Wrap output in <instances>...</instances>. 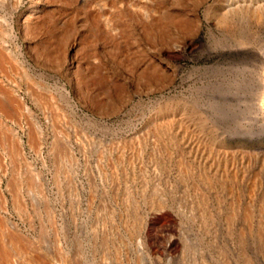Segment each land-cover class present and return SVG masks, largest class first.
<instances>
[{
	"label": "rangeland",
	"instance_id": "374dc122",
	"mask_svg": "<svg viewBox=\"0 0 264 264\" xmlns=\"http://www.w3.org/2000/svg\"><path fill=\"white\" fill-rule=\"evenodd\" d=\"M215 1L0 0V264H264V9Z\"/></svg>",
	"mask_w": 264,
	"mask_h": 264
},
{
	"label": "bare ground",
	"instance_id": "6f19581e",
	"mask_svg": "<svg viewBox=\"0 0 264 264\" xmlns=\"http://www.w3.org/2000/svg\"><path fill=\"white\" fill-rule=\"evenodd\" d=\"M202 1V0H201ZM216 2V4H215V6H214V8L212 9V11L213 10H217L214 14H215V16H219V18H221V21L223 20V21H225V19H227L228 17H232V16H234L235 15V13H236V11L237 10H239L240 8L239 7H243V6H246V7H252V9H260L261 7H263V8H261V9H264V3L263 4H255L254 6H249V5H245V4H238V3H236V2H234L233 0H217V1H215ZM214 2V3H215ZM37 3V2H36ZM240 3V2H239ZM213 4V3H212ZM247 4V3H246ZM39 5H40V3H39ZM34 6H36V5H34ZM261 6V7H260ZM140 10V9H139ZM208 10H211V9H208ZM246 10V9H245ZM143 11H145V10H143ZM150 11V10H149ZM206 11V10H205ZM204 11V12H205ZM25 12V11H24ZM147 12V11H146ZM153 11H151L150 13H152ZM207 12V11H206ZM249 12V11H248ZM156 13V12H155ZM154 13V14H155ZM251 13V12H250ZM24 14V13H23ZM207 14V13H206ZM183 15V14H182ZM212 15V14H211ZM210 15V16H211ZM252 15H254V14H252ZM28 16V14L26 13V16L24 15L23 16V22H22V24L23 23H26V17ZM131 16V15H130ZM179 16V18H180V15H178ZM196 16V15H195ZM111 17V16H110ZM177 17V16H176ZM264 17V16H263ZM240 18V17H239ZM242 18H243V16H242ZM120 19V18H119ZM190 19V18H189ZM218 20V19H217ZM230 20V19H229ZM116 21V20H115ZM122 21V20H121ZM127 21V20H126ZM177 21V20H176ZM222 21V22H223ZM28 22V21H27ZM105 22V21H104ZM107 22V21H106ZM109 23V22H108ZM108 23L106 24V27H107V25H108ZM187 23V22H186ZM185 23V24H186ZM214 23V22H213ZM105 24V23H104ZM177 25H178V22L176 23ZM226 24V23H225ZM21 25V24H20ZM26 25V24H25ZM111 25V24H110ZM119 25V24H118ZM149 25V24H148ZM180 25V24H179ZM214 25V24H213ZM143 26V25H142ZM153 26V25H152ZM23 28L25 27V26H22ZM108 27H109V25H108ZM181 27V26H180ZM231 27V26H230ZM113 28V27H112ZM173 29V28H172ZM181 29V28H180ZM224 29V28H223ZM22 30V29H21ZM106 30V29H105ZM170 30V29H169ZM107 31H108V29H107ZM191 31V30H190ZM264 31V30H263ZM180 32H182L181 30H180ZM189 32V31H188ZM251 33V32H250ZM106 34V33H105ZM111 34V33H110ZM116 34V33H115ZM121 34V33H120ZM171 35V34H170ZM194 35V34H193ZM103 37H105V36H103ZM165 37V36H164ZM167 37V36H166ZM196 37V36H195ZM116 38V37H115ZM212 38V37H211ZM234 38V37H233ZM252 39V38H251ZM239 40V39H238ZM242 40V39H241ZM253 40V39H252ZM166 42V41H165ZM113 43V42H112ZM237 43V42H236ZM115 44V43H114ZM243 44V43H242ZM241 44V45H242ZM240 45V48L242 47ZM244 45V44H243ZM261 45V44H260ZM263 45V44H262ZM115 46V45H114ZM252 46V45H251ZM146 47V46H145ZM216 47V46H215ZM236 48L235 49H237V51H238V47L237 46H235ZM256 47V46H255ZM260 46H258V47H256V48H259ZM110 48V47H109ZM115 48V47H114ZM148 48H149V46H148ZM242 48H244V46L242 47ZM249 47H247V49H248ZM152 49V48H151ZM213 49V48H212ZM247 49H246V53H247ZM253 49H254V47H253ZM262 49V48H261ZM117 50H119V49H117ZM221 50V49H220ZM249 50H252V47H251V49H249ZM236 51V50H235ZM234 51V52H235ZM253 52L255 51V50H252ZM251 51V52H252ZM222 52V51H221ZM241 52V51H240ZM257 52V54L260 52V50L259 51H256ZM122 53V52H121ZM260 53H262V52H260ZM245 54V53H244ZM254 54V53H253ZM222 55V54H221ZM224 55V54H223ZM241 55V54H240ZM255 55V54H254ZM264 55V54H263ZM220 56V55H219ZM236 56H237V54H236ZM260 56V55H259ZM128 57V56H127ZM234 57V56H233ZM242 57H243V55H242ZM247 57V56H246ZM245 57V58H246ZM251 57V56H250ZM254 57H256V56H254ZM261 57V56H260ZM116 58V57H115ZM237 58L238 57H236V61H237ZM241 58V57H240ZM231 59H233L232 58V56H231V58H230V61H231ZM242 59H244V58H242ZM242 59H240V60H242ZM112 60V59H111ZM247 60V59H246ZM234 61V60H233ZM258 61V60H257ZM126 62V61H125ZM227 62H228V60H227ZM232 62V61H231ZM256 62V61H255ZM259 62V61H258ZM127 63V62H126ZM218 63V62H217ZM216 63V64H217ZM224 63H226V62H224ZM238 63V62H237ZM242 63V62H241ZM241 63H239V64H241ZM125 64V63H124ZM223 64V63H222ZM233 64V63H232ZM235 64V63H234ZM221 65V64H220ZM219 65V66H220ZM229 65V64H228ZM246 65V64H245ZM126 66V65H125ZM214 66V65H213ZM218 66V65H217ZM254 66V65H253ZM224 66H222V68H223ZM244 67V66H243ZM250 67H252V66H250ZM249 67V68H250ZM216 68V67H215ZM220 68H221V66H220ZM221 68V69H222ZM232 68H233V66H232ZM232 68H230L231 69V71H232ZM235 68V67H234ZM238 68V67H237ZM240 68V67H239ZM245 68H246V66H245ZM257 68V67H256ZM148 69V68H147ZM236 69V68H235ZM235 69H233V70H235ZM252 69H253V67H252ZM255 69V68H254ZM223 70V69H222ZM249 70V69H248ZM121 71V70H120ZM210 71V70H209ZM215 71V70H214ZM221 71V70H220ZM229 71V70H228ZM227 71V72H228ZM251 71V70H250ZM122 72V71H121ZM217 72H218V70H217ZM222 72V71H221ZM239 72H237V74H238ZM244 73V72H243ZM247 73V72H246ZM250 73V72H249ZM252 74V73H251ZM254 74V73H253ZM242 75V74H241ZM250 75V74H249ZM235 77V76H234ZM240 77V76H239ZM226 78V77H225ZM252 78V77H251ZM227 79V78H226ZM240 80V79H239ZM252 80V79H251ZM242 81V80H241ZM244 81V80H243ZM242 81V82H243ZM247 81V80H246ZM258 81V80H257ZM256 81V82H257ZM240 83V82H239ZM243 84V83H242ZM248 84V83H247ZM246 84V85H247ZM225 85V84H224ZM235 85H236V83H235ZM245 85V84H244ZM258 85V84H257ZM256 85V86H257ZM241 86H243V85H241ZM250 86V85H249ZM229 87V86H228ZM233 87V86H232ZM205 88V87H204ZM239 88V87H238ZM237 88V89H238ZM244 88V87H243ZM242 88V89H243ZM216 89V88H215ZM219 89V88H218ZM224 90V89H223ZM223 90H221V92L223 91ZM226 90V89H225ZM224 90V91H225ZM246 90H247V88H246ZM238 91V90H237ZM236 91V92H237ZM239 91H240V89H239ZM243 91V90H242ZM244 91H245V89H244ZM218 92H220V91H218ZM218 92H217V94H218ZM206 93V92H205ZM232 93V92H231ZM225 94V93H224ZM223 94V95H224ZM227 95V94H226ZM230 95V94H229ZM239 95V94H238ZM219 96V95H218ZM222 96V95H221ZM240 96V95H239ZM244 96V95H243ZM213 97V100H214V96H212ZM216 97V96H215ZM220 97V96H219ZM228 97V96H227ZM232 97V96H231ZM249 97V96H248ZM257 97V96H256ZM230 98V97H229ZM233 98V97H232ZM240 98V97H239ZM243 98V97H242ZM241 98V99H242ZM251 98V97H250ZM254 98V97H253ZM225 99V98H224ZM223 99V100H224ZM244 99V98H243ZM233 100V99H232ZM234 100H236V99H234ZM216 101V100H215ZM218 101V100H217ZM227 101V100H226ZM244 101V100H243ZM219 102H223V101H220L219 100ZM242 102V101H241ZM257 103H258V101H256ZM213 103H215V102H213ZM231 103H233V102H231ZM236 103V102H235ZM238 103H239V101H238ZM212 104V103H211ZM211 104H209V105H211ZM223 104V103H222ZM184 105V104H183ZM195 105V104H194ZM214 105V104H213ZM212 105V106H213ZM225 105H227L226 103H225ZM224 105V106H225ZM228 105H229V103H228ZM258 105V104H257ZM197 106V105H196ZM207 106V105H206ZM211 106V107H212ZM215 106V105H214ZM217 106H219V104H217ZM220 106H222V105H220ZM235 106V105H234ZM249 106V105H248ZM255 106V105H254ZM259 106V105H258ZM216 107V106H215ZM227 107V106H226ZM256 107V106H255ZM197 108V107H196ZM206 108V107H205ZM217 108V107H216ZM229 108V107H228ZM257 108V107H256ZM210 109V107L208 108L207 107V110H209ZM212 109V108H211ZM242 110H244V108H241ZM205 110V109H204ZM240 110V109H239ZM246 110V109H245ZM185 111V110H184ZM203 111V110H202ZM214 111L215 110H213V113H214ZM216 111H218V110H216ZM253 111V110H252ZM206 112V111H205ZM221 112V111H220ZM254 112V111H253ZM181 113H183V111L181 112ZM201 113V112H200ZM208 113H210V112H208ZM212 113V112H211ZM219 113V112H218ZM228 113V112H227ZM164 114V113H163ZM217 114V113H216ZM256 114H257V112H256ZM203 115V114H202ZM214 115V114H213ZM181 116H182V114H181ZM173 117H175V116H173ZM178 117V116H177ZM177 117H175L176 119H177ZM185 117V116H184ZM183 117V118H184ZM189 117V116H188ZM217 117V116H216ZM257 117V116H256ZM181 117L179 116V119H180ZM254 118V117H253ZM252 118V119H253ZM178 119V120H179ZM185 119V118H184ZM189 119V118H188ZM219 119V118H218ZM199 120V119H198ZM222 120V119H221ZM242 120V119H241ZM260 120V119H259ZM258 120V121H259ZM223 121V120H222ZM244 122V121H243ZM250 122V121H249ZM162 123V122H161ZM166 123H168V122H166ZM183 123H185V122H183ZM202 123V122H201ZM185 124H187V123H185ZM216 124V123H215ZM221 124H222V122H221ZM163 125V124H162ZM170 126V125H169ZM208 126V125H207ZM174 127V126H173ZM177 129V128H176ZM231 131V130H230ZM242 131V130H241ZM198 135V134H197ZM223 135V134H222ZM229 138V137H228ZM199 139V138H198ZM201 139V138H200ZM206 140H207V138H206ZM211 143V142H210ZM215 149V148H214ZM213 150V149H212ZM219 150V149H218ZM260 150V149H259ZM215 151V150H214ZM251 151V150H250ZM207 152V151H206ZM213 154H214V152H213ZM255 158V157H254ZM248 163V162H247ZM32 188V187H31ZM31 192V191H30ZM35 196V195H34ZM261 218V217H260ZM5 228V227H4ZM18 236V235H17ZM8 238V237H7ZM18 241V240H17ZM20 242V241H19ZM10 244V243H9ZM3 245V244H2ZM17 246V245H16ZM1 247V246H0ZM2 248V247H1ZM4 251V250H3ZM11 252V251H10ZM15 253V252H14ZM20 253V252H19ZM4 256V255H3ZM1 257V256H0ZM7 259V258H6ZM17 264V263H16Z\"/></svg>",
	"mask_w": 264,
	"mask_h": 264
}]
</instances>
